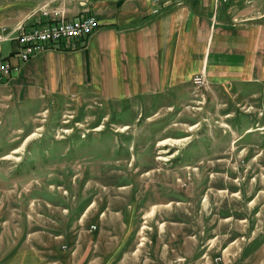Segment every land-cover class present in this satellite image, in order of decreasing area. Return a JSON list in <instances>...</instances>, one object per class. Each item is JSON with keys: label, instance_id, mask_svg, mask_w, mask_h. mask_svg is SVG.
I'll list each match as a JSON object with an SVG mask.
<instances>
[{"label": "rangeland", "instance_id": "1", "mask_svg": "<svg viewBox=\"0 0 264 264\" xmlns=\"http://www.w3.org/2000/svg\"><path fill=\"white\" fill-rule=\"evenodd\" d=\"M193 84L152 116L0 84V264H264V90Z\"/></svg>", "mask_w": 264, "mask_h": 264}, {"label": "crops", "instance_id": "2", "mask_svg": "<svg viewBox=\"0 0 264 264\" xmlns=\"http://www.w3.org/2000/svg\"><path fill=\"white\" fill-rule=\"evenodd\" d=\"M56 12L100 24L74 48L47 47L10 80L39 100L128 102L152 116L192 100L199 74L210 86L264 90V0H15L0 6L13 24L0 25H36ZM3 42L15 45L9 55L19 47Z\"/></svg>", "mask_w": 264, "mask_h": 264}, {"label": "built area", "instance_id": "3", "mask_svg": "<svg viewBox=\"0 0 264 264\" xmlns=\"http://www.w3.org/2000/svg\"><path fill=\"white\" fill-rule=\"evenodd\" d=\"M158 2L159 0H154ZM155 7L154 11H159ZM48 14L47 11L44 12ZM56 17L51 20L27 25L24 22L17 23L13 28L7 25H0V42L16 40L19 47L12 53L16 62L9 57L0 58V84H7L22 66L33 56L38 55L50 46L76 47L79 40L91 35L99 27V21L91 15L81 14L74 19H68L61 16L58 12ZM195 84L203 85L205 83L204 74L195 75L193 78Z\"/></svg>", "mask_w": 264, "mask_h": 264}, {"label": "bare ground", "instance_id": "4", "mask_svg": "<svg viewBox=\"0 0 264 264\" xmlns=\"http://www.w3.org/2000/svg\"><path fill=\"white\" fill-rule=\"evenodd\" d=\"M165 143V142H164Z\"/></svg>", "mask_w": 264, "mask_h": 264}]
</instances>
